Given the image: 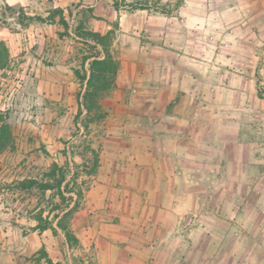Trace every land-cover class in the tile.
<instances>
[{
	"label": "rangeland",
	"instance_id": "rangeland-1",
	"mask_svg": "<svg viewBox=\"0 0 264 264\" xmlns=\"http://www.w3.org/2000/svg\"><path fill=\"white\" fill-rule=\"evenodd\" d=\"M30 1L0 0V41L11 55L9 66L0 71V137L5 141L0 150V264H49L42 248L54 264H96V243L88 232L95 210L134 204L124 194L123 164L112 166L108 154L116 131L171 125L168 114L182 103L180 94L176 100L139 98L142 89H152L164 60L174 66L163 68L165 81L185 65L188 85L195 89L180 111L189 127V142L183 145L192 176L180 181L186 196L175 198L184 208L177 230L204 239L208 244L202 252L215 257L213 264H264V0H103L104 9L110 5L116 10L117 2L119 13L140 17V26L125 35L118 18L108 20L104 9L94 13L103 19L91 24L106 32L117 21L113 51L120 65L123 61L121 74L127 78L133 62L142 74L139 85L119 86V70L116 85L100 98L106 115L91 124L90 132L79 131L75 121L82 84L74 69L84 70L87 46L73 35L60 38L58 45L67 50L62 60L72 77L61 97L54 98L61 86L52 88L42 80L53 76L59 64L56 23L26 19L18 25L13 18L21 13L45 17L55 8H48L52 0H43L49 4L45 14L46 9H31ZM142 4L144 9L137 7ZM71 7L74 15L67 8L66 16L74 25L76 15L91 6L75 0ZM134 44L142 46L138 60L130 58L138 54L125 53ZM86 118L84 111L79 122ZM87 143L100 151V169L91 178H79L85 180L84 198L70 224L80 246L69 247L59 229L35 228V216L41 210L47 216L60 201L56 191L22 190L16 182L49 180L46 173L53 162L82 164ZM70 168L77 169L72 163Z\"/></svg>",
	"mask_w": 264,
	"mask_h": 264
},
{
	"label": "crops",
	"instance_id": "crops-1",
	"mask_svg": "<svg viewBox=\"0 0 264 264\" xmlns=\"http://www.w3.org/2000/svg\"><path fill=\"white\" fill-rule=\"evenodd\" d=\"M73 1L75 0H52L48 8L59 7L64 9L66 14L67 8L72 10ZM83 1L94 8L95 14L98 9H104L103 0ZM29 3L31 9L37 10H45L49 5L43 0H31ZM24 4L21 5L26 9ZM107 6L102 14L108 20L118 18L122 35L134 31L136 25L140 26L137 24L140 21L137 14L119 13L110 5ZM48 13L49 10L46 9L45 14ZM62 30L56 23L54 40L56 37V60L59 62L56 64V72L42 80L44 85H50L52 88L54 85L61 86L60 94L56 93V96L50 91L45 92L54 98L61 97L62 88L67 87L66 83L69 84L72 77L66 61L62 60L67 50L58 45L63 39L59 36V31ZM59 48L63 51L61 52ZM126 48L125 53L139 55L130 58L138 60L142 57L140 44ZM153 51L157 53V46ZM161 64L163 67L157 68V78L153 81L152 89H142L143 96L139 98L176 100L180 94L182 103L192 100L195 89L193 85H188L186 79L189 77L188 66H181L179 71L173 73V80L165 81L163 68L174 66L172 62L168 63L166 60ZM120 67L117 80L119 86H131L134 84L133 81L135 85H139L137 82L140 81L142 73L140 70L137 72L135 62L129 65L131 72L127 78L121 74L123 61ZM146 90L150 91V94H147ZM135 95L137 94L132 96L133 99ZM182 103L178 104L170 115L168 114V118L170 117L173 122L171 125L165 121V125L163 123L161 126L154 123L149 126L136 125L132 130L125 127L126 132H123V127L116 131L118 134L116 144L109 147L108 154L112 166L123 164L124 194L134 198V204L132 208L95 210L88 232L96 243V264H213L215 257L202 252V246L208 244L204 239L190 238L189 235L188 238L185 231L177 230L184 208L179 205L180 203L177 206L175 198L186 196L187 192L184 193L180 189V181H187L192 176L186 170L191 164L188 162L183 143L189 142L186 136L189 127L186 126V117L180 115ZM121 173L118 172L116 179Z\"/></svg>",
	"mask_w": 264,
	"mask_h": 264
},
{
	"label": "trees",
	"instance_id": "trees-1",
	"mask_svg": "<svg viewBox=\"0 0 264 264\" xmlns=\"http://www.w3.org/2000/svg\"><path fill=\"white\" fill-rule=\"evenodd\" d=\"M114 6L116 10H119L117 2L114 3ZM137 7L144 9L146 6L142 4V6ZM69 13L70 16L74 15L72 10ZM76 16L78 17L77 23L72 25L64 9L55 8L45 17L27 16L21 13L20 19L21 25L25 24L26 19L59 23L64 28V30L59 31L61 38L73 35L80 43L87 46L88 54L84 55L82 60L84 70L74 69L77 78L82 84V91L78 95L79 112L75 116V121L79 131L84 129L86 132H90L91 124L106 115L100 103L101 96L116 85L120 61L114 54L113 45L119 24L115 21V27L106 32L94 29L91 22L103 18L96 16L92 7L84 9ZM10 60L11 55L8 46L4 41H0V71L9 66ZM86 65L88 66L86 67ZM262 94L263 92L260 90V95ZM84 111L87 113V118L79 122V118ZM4 145L5 141L0 137V150ZM81 155L84 160L82 164H78L71 159L63 165L53 162L49 172L46 173L50 178L49 180L26 178L16 182L17 187L22 190L38 188L43 192L48 190L56 191L54 197L58 196L60 201L52 206L47 216L43 215L44 210H41L35 216L38 221L35 228L39 231L59 229L62 231L66 245L69 247L80 246V240L70 224L84 198V185L82 183L85 180L80 181L79 178L83 175L89 178L95 176L100 169L101 163L100 151L91 143H87L84 146V152ZM70 163L75 165L77 169L73 171L70 168ZM53 217L56 219V223L53 221ZM41 251L47 262L54 264L53 260L47 255L45 248H42Z\"/></svg>",
	"mask_w": 264,
	"mask_h": 264
},
{
	"label": "water",
	"instance_id": "water-1",
	"mask_svg": "<svg viewBox=\"0 0 264 264\" xmlns=\"http://www.w3.org/2000/svg\"><path fill=\"white\" fill-rule=\"evenodd\" d=\"M13 19H14V21H15L18 25L21 24V21H20V15H19V14H17V16H15Z\"/></svg>",
	"mask_w": 264,
	"mask_h": 264
}]
</instances>
